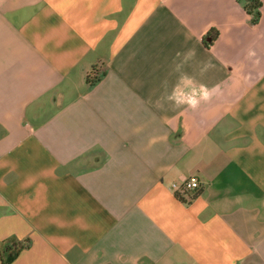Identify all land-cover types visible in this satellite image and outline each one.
<instances>
[{
    "label": "crops",
    "instance_id": "crops-1",
    "mask_svg": "<svg viewBox=\"0 0 264 264\" xmlns=\"http://www.w3.org/2000/svg\"><path fill=\"white\" fill-rule=\"evenodd\" d=\"M260 1L0 0V264H264Z\"/></svg>",
    "mask_w": 264,
    "mask_h": 264
},
{
    "label": "trees",
    "instance_id": "trees-1",
    "mask_svg": "<svg viewBox=\"0 0 264 264\" xmlns=\"http://www.w3.org/2000/svg\"><path fill=\"white\" fill-rule=\"evenodd\" d=\"M239 1L241 2L245 12H247L251 16L250 19L251 24H256L260 17L261 1L260 0H239ZM207 36L210 37V41L213 39L212 34H207ZM97 71H98L97 66H92L90 68L86 77L87 83H91L97 80V79L94 80V78L91 77L93 76V74H96ZM180 200L186 201L182 198H180ZM20 248H22V246L18 244L6 245L3 249V252H6V256L3 260V264H7L10 260H12L18 254Z\"/></svg>",
    "mask_w": 264,
    "mask_h": 264
},
{
    "label": "built area",
    "instance_id": "built-area-1",
    "mask_svg": "<svg viewBox=\"0 0 264 264\" xmlns=\"http://www.w3.org/2000/svg\"><path fill=\"white\" fill-rule=\"evenodd\" d=\"M101 75V71L98 69L96 74H93L94 80ZM202 186L201 181L196 176H188L183 178L179 182H172L170 187L173 194L177 198H182L186 201L190 200L193 195L197 194Z\"/></svg>",
    "mask_w": 264,
    "mask_h": 264
},
{
    "label": "clouds",
    "instance_id": "clouds-1",
    "mask_svg": "<svg viewBox=\"0 0 264 264\" xmlns=\"http://www.w3.org/2000/svg\"><path fill=\"white\" fill-rule=\"evenodd\" d=\"M201 99H205L206 100L207 99V95L206 94L202 95ZM197 103H198V101L193 102V104L191 106L194 108V107H196Z\"/></svg>",
    "mask_w": 264,
    "mask_h": 264
}]
</instances>
